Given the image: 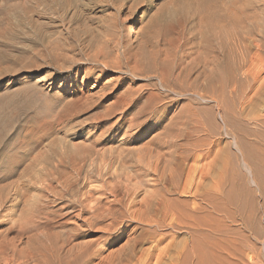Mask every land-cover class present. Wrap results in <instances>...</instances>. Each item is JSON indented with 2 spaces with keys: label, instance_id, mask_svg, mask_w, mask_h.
Returning a JSON list of instances; mask_svg holds the SVG:
<instances>
[{
  "label": "rangeland",
  "instance_id": "1",
  "mask_svg": "<svg viewBox=\"0 0 264 264\" xmlns=\"http://www.w3.org/2000/svg\"><path fill=\"white\" fill-rule=\"evenodd\" d=\"M70 1L73 3L75 1V4L79 5L77 10L80 12L81 23L73 26L77 28L75 32H68L71 26L59 23L54 29L46 26L41 39L38 30L31 26L13 29L7 23L6 17L11 14L10 9L23 4V0H0V162L2 161L0 176L3 174L5 177L12 170L17 173L11 177L12 179H8V182L6 180L5 183H0L1 190L4 185L0 194L5 197V191H8L10 195L9 197L6 194L9 197L5 204L7 225L22 220L25 211L32 206L46 204L56 208L65 205L75 206L73 208L75 213L70 214L68 219L82 225L81 222L93 219L95 206L97 204L99 206L100 203L105 205V212L108 210L106 214L108 217L104 219L106 221L104 223L108 224L114 221L109 215V209L121 201L124 217L121 215V220L118 219L120 221L117 225L120 226L115 231L108 232V236L106 233L109 240L101 245L102 258L116 254L121 248L122 250L129 248L137 239L139 244L137 242L135 251L136 262L139 261L137 262L139 264H143L142 258L148 251L154 254L151 264H157L160 255L167 259L164 261H169L168 263L165 261L164 264H200L204 231L203 209L216 207L220 215H217L219 218L217 221L221 222L220 228L223 230V234L217 236L220 238H217V241L219 240L221 244L219 249L221 250V247L225 249L222 252L215 250L214 256L219 261L216 263L264 264V189L254 183L258 179L264 184V157L257 154L256 165H253L249 156L250 145L256 140L252 131L255 130L253 128L257 123L259 130H262L259 146L264 148V96L252 106L249 102L251 93L248 85L243 89H235L237 87L234 80H230L228 86L223 85L222 80H217L212 86L205 87V81L202 83L203 78L198 77L201 81L196 79V75L199 76L203 67L202 65L197 67L195 62L204 63L206 58L207 61L217 56L209 50L211 43L219 50L218 57L222 58L223 64L228 50L226 47H230L227 43L229 40L224 35H219L220 38L210 36L213 34L212 31H209L207 24L206 28L204 27L206 22L204 18L201 19L205 17L200 10L201 0H145L136 6L133 15L127 12L128 10L116 14L113 4L121 0H115L113 3L111 1L112 4L110 0ZM224 1L229 0L222 2ZM232 1L228 4L235 8L236 15L241 13L239 2L242 3L244 10L246 9V14L255 15L256 12L260 16L264 14L262 10L264 0H238L237 4H234L238 9L233 6L235 0ZM247 1H251V5ZM259 5L261 8L258 10ZM251 6V10L255 7L252 11L249 10V13L246 7L249 9ZM223 11L225 12V9L220 10V14H224ZM41 12L38 10L37 13L36 10L33 15L37 18ZM48 15L53 17L50 12L46 16ZM15 19L19 20L16 17ZM67 19L69 21L70 18ZM45 21L47 20H40L43 23ZM221 22L216 23L219 26H215V32L221 28L224 30L225 23ZM110 24L116 30L121 44L132 45L134 52H138L143 44L142 33L152 38L150 40L153 43L152 49L143 45L144 48L140 52L142 54L146 49L145 51L151 53L148 56L143 52L148 56L144 58L153 63L155 71L147 77L133 78L130 73L112 72L101 65L103 72H91L96 65L95 63L88 66L80 65L82 56L79 52L80 47H77L79 45L74 52L62 51V54L51 48L55 43L62 42L64 45L74 43V35L76 33L80 35L79 31L85 26L96 29L100 25ZM54 31L59 33L54 34ZM204 31L210 33L209 37L205 35V38L207 36L205 40ZM223 37L228 41L222 42ZM237 37L239 35L235 36L236 41L233 40V46L230 47L235 52V67H238L234 78L243 80L242 73L248 68V63L247 65L244 63L246 67H242L241 58L244 57L248 62L256 49L248 51L246 47L248 40ZM218 41L225 45L222 43L218 45L220 43ZM152 50L153 54L159 55L152 57ZM202 51L208 53L210 58ZM76 60L78 62H75ZM239 67H242V70ZM162 68L169 70L171 77L167 74L169 71L166 72ZM164 71L170 78L163 77ZM162 77L170 82L165 83L169 88L167 85L162 86L164 84ZM119 97L126 99L125 103L130 101L129 105L123 106L124 108L117 105L115 102ZM240 101L245 103L242 104ZM139 112L141 114L136 125L133 124L132 128H129ZM52 125H55V130L50 129ZM20 158L22 161L25 160V164L14 167L21 161ZM35 159L48 169L45 167L41 171V167L37 168ZM35 161L36 163H33ZM73 163L84 167L81 166L82 170L76 171L75 169L78 170L79 167ZM213 163L214 166L210 170L212 178L210 185L214 188L212 192L214 198L212 197V200L210 197L207 201L208 197L203 195L201 189V174L205 167H210ZM253 166L257 167L259 172L252 168ZM216 184L219 185L218 188ZM7 185L8 190L5 188ZM229 197L234 200L235 205H231ZM162 198L166 199L167 205H158L162 203ZM151 202H156L154 205L158 208L155 216L147 210ZM204 202L211 205H204ZM252 203L255 205H250ZM83 204L90 205L89 213L80 212V206ZM12 205H15L14 213L9 211ZM254 208L257 209L255 216L252 211ZM224 218L227 219V223L220 220ZM240 219L246 220V223ZM99 226L96 225V229L85 233V238L75 242L100 239L102 234L97 230ZM7 227L0 228V239ZM214 256L212 258L215 261ZM213 260L211 263L215 264Z\"/></svg>",
  "mask_w": 264,
  "mask_h": 264
},
{
  "label": "bare ground",
  "instance_id": "2",
  "mask_svg": "<svg viewBox=\"0 0 264 264\" xmlns=\"http://www.w3.org/2000/svg\"><path fill=\"white\" fill-rule=\"evenodd\" d=\"M9 1V0H8ZM70 0H23V4H18V6H15L13 8L10 9V15L8 17H6L7 23L10 25V27H20V26H31L33 28H35L36 30H38V35L39 38H43L42 33L44 28H56L57 24H63L65 26L69 25L70 27V33H72L73 31L75 32V30L77 29L76 27H73L74 25H76L78 22H80V12L77 10L79 7V5L77 6L73 2H69ZM115 2V0H110L109 2L111 3ZM120 1V0H119ZM145 0H121L118 3H114L113 5H115L114 7V11L116 12V14H121L124 11L128 10L127 12H129L131 15H133L135 8H137L136 6L141 2L144 3ZM200 1V0H199ZM198 1V4H200V2ZM223 0H201V5H200V10L202 11V16L205 14V17H201L204 18L205 20V25H208V29L211 33L208 31H204V40L207 38V36L209 37L214 35L219 37V35H224V37H226L229 42L228 45L231 47L232 45V41L235 39V36L239 35V37H241L240 39H244V40H248V45L246 42V47L248 49V51H252L253 48H255V52L252 54V56L248 59V62H246L247 60L242 57L241 55V62L240 64L242 65V67L248 63V68L243 71V80H237L234 78L238 67H235V52L233 51L232 48H228L227 43H226V53H225V61L224 64L222 63V58L219 59L218 57V53L219 50L214 48L210 43V48L209 50L213 53L216 54L217 56H211L212 59H209L203 63H196L195 65L198 67L199 65H202V71L201 73L198 75H196V79H198V77L203 78V81H205V87L208 86H212L213 84H215L217 82V80H222L221 82L223 83V85L226 86V84L230 81V80H234V85L235 89H243L246 85L249 86L250 89V104L252 106H254L255 104H257V102H259V99H261L264 96V14L262 16L261 12H259V8L258 10H254V11H258L260 15L256 14L252 15L251 14H246V9L244 10V7L242 6V3L239 2L241 4V6H239V4L237 6H239V10L241 11L240 15L237 14L236 15V10L235 8L232 7V5H229L231 2L230 0L228 2L224 1V3L222 2ZM234 1V0H233ZM232 1V2H233ZM261 1V0H260ZM106 3V1H104ZM108 2V0H107ZM226 2V3H225ZM236 2H238V0L233 3V6L236 7L237 4ZM248 2V1H247ZM251 1H249V5ZM3 3V2H2ZM77 3V2H76ZM111 3V4H112ZM220 3V4H219ZM229 3V4H228ZM244 3V2H243ZM6 4V3H5ZM108 4V3H107ZM224 6H223V5ZM247 4V3H246ZM253 4V3H252ZM4 5V4H3ZM106 5V4H105ZM245 5V3H244ZM255 5V4H254ZM140 6V5H139ZM247 6V5H246ZM253 6V5H252ZM252 6L248 9L247 11L249 12L252 11L254 9L251 10ZM109 7V6H108ZM199 7V5H198ZM243 8V10H241ZM83 9V8H82ZM224 10L225 12L224 14H220V10ZM236 9H238V7H236ZM256 9V8H255ZM37 10L42 11L41 13L44 14H38L35 18V16L33 15ZM264 11V8L262 9ZM235 11V14H234ZM238 11V10H237ZM239 11V12H240ZM243 11V12H242ZM262 11V12H263ZM8 12V11H7ZM50 12V14L53 15L50 16L52 18L48 16H46V13ZM82 12V11H81ZM200 12V11H199ZM238 12V13H239ZM90 13V12H89ZM201 13V12H200ZM250 13V12H249ZM264 13V12H263ZM46 14V15H45ZM129 14V15H130ZM32 15L34 16V19L32 18ZM90 15V14H89ZM82 16V14H81ZM118 16V15H116ZM115 16V17H116ZM187 16V15H186ZM193 16V15H192ZM200 16V15H199ZM19 18V20L17 21L16 19L14 20V18ZM70 18L69 21H67ZM188 18V17H187ZM88 19H90L88 17ZM39 20V21H38ZM40 20H47L44 23L40 22ZM91 20V19H90ZM111 20V19H110ZM185 20V19H184ZM203 20V19H202ZM187 21V20H186ZM191 21V20H190ZM201 21V20H200ZM203 21V22H204ZM222 21L221 23H225V28L223 30V28H218L220 30H218L217 32H215L216 29V25L218 24L217 22ZM89 22V21H88ZM194 22V21H193ZM197 22V21H196ZM202 22V21H201ZM81 23V22H80ZM217 23V24H216ZM220 23V24H221ZM223 23V24H224ZM182 24V23H181ZM185 22L183 23L184 26ZM190 24V23H189ZM203 24V23H201ZM117 25V24H115ZM152 25V24H151ZM206 25V26H207ZM47 26V27H46ZM62 26V25H61ZM81 26V25H80ZM79 26V27H80ZM113 25L110 24V26H105V25H100V27L94 29V28H89L88 26H85L84 28H81V32L80 35L76 33V35H74L75 33H73L74 35V43H69L64 45L62 42V44L60 43H55L51 46V48L55 51H58V53L62 54V51L66 52H74L76 50L77 47H80V56L81 57V62L80 65L81 66H88L91 63H95V68L91 71H100L103 72L104 70L101 69V65L104 67V69L110 70L112 72H127L130 73L131 76L133 78H141L142 76H149V74L152 73L153 70V63H150L147 59H145L149 53L147 51H145L146 49H144L143 52H145L147 55H144V53L142 52L141 54V49L144 48L143 45L145 46V48L147 46H149L151 49L153 47V43L150 41L152 40V38L147 37L144 33H142L141 35L143 36V44L140 46V49L138 50V52H134L133 51V47L130 44H121V42L119 41L120 38H118L116 30H114V28L112 27ZM118 26V25H117ZM200 26V25H199ZM219 26V25H217ZM60 27V26H59ZM73 27V28H72ZM215 27V28H214ZM13 28V29H15ZM69 28V27H68ZM152 28V27H151ZM184 28V27H183ZM192 28V27H191ZM206 28V27H205ZM182 29V28H181ZM118 30V29H117ZM148 31V30H147ZM154 31V30H153ZM198 31V30H197ZM58 31H54V34L57 33ZM64 32V31H63ZM67 32V31H66ZM65 32V33H66ZM67 32V33H68ZM183 32V31H182ZM208 32V33H206ZM219 32V33H218ZM59 33V32H58ZM57 33V34H58ZM69 33V35H70ZM17 34V33H16ZM49 34V33H48ZM64 34V33H62ZM201 34V31H200ZM207 34L206 38L205 35ZM244 34V36H243ZM47 35V34H46ZM52 35V34H51ZM119 35V34H118ZM161 35V34H159ZM64 36V35H63ZM123 36V35H122ZM139 36V37H142ZM202 36V35H201ZM36 37V34H35ZM121 37V36H120ZM223 37V38H224ZM237 37V39L239 38ZM3 38V37H2ZM38 38V39H39ZM50 38V37H48ZM53 38V37H52ZM67 38V37H66ZM136 38V37H135ZM178 38V37H177ZM177 38L175 40H177ZM215 38V37H214ZM220 38V37H219ZM221 39L223 40L222 42L228 41L227 39ZM55 39V38H54ZM68 39V38H67ZM122 39V38H121ZM140 39V38H139ZM138 39V40H139ZM165 39V38H164ZM171 39V38H170ZM182 39V38H181ZM191 39V38H190ZM195 39V38H194ZM62 40V39H61ZM60 40V41H61ZM128 40V39H127ZM161 40V39H160ZM173 40V39H172ZM174 40V41H175ZM202 40V39H201ZM202 40V41H204ZM220 40V39H219ZM242 40V42L244 41ZM51 41V40H50ZM55 41V40H54ZM68 41V40H67ZM156 41V40H155ZM185 41V40H184ZM236 41V40H234ZM30 42V41H29ZM72 42V41H71ZM158 42V41H156ZM165 42V41H164ZM207 42V41H206ZM213 42V41H212ZM220 43H218V45H221V41H218ZM240 42V41H239ZM51 43V42H50ZM201 43V42H200ZM199 43V44H200ZM235 43V42H234ZM76 44V45H75ZM160 44V43H158ZM180 44V42H179ZM217 44V42H216ZM224 44V43H222ZM51 45V44H50ZM49 45V46H50ZM79 45V46H77ZM177 45V44H176ZM175 45V46H176ZM193 45V44H192ZM203 45V44H201ZM200 45V46H201ZM207 45V44H206ZM225 45V44H224ZM77 46V47H76ZM160 46V45H159ZM167 45H165L166 47ZM172 46V45H171ZM215 46V44H214ZM233 46V45H232ZM148 47V49H149ZM155 47V46H154ZM178 47V46H177ZM186 47V46H185ZM205 47V45H204ZM220 47V46H219ZM223 49L224 46L222 45ZM44 48V47H43ZM123 49L122 51L120 50ZM164 48V47H163ZM168 48V47H167ZM174 48V46H173ZM176 48V47H175ZM188 48V47H187ZM190 48V47H189ZM234 48V47H233ZM150 49V51H151ZM178 49V48H177ZM180 49V48H179ZM184 49V48H183ZM204 49V48H203ZM202 49V50H203ZM207 49H208V45H207ZM50 50V48H49ZM143 50V49H142ZM173 50V49H172ZM172 50L170 52H172ZM175 50V49H174ZM197 50V49H196ZM195 50V51H196ZM225 50V49H224ZM242 50V49H241ZM245 50V49H244ZM48 51V50H47ZM156 50H154L155 52ZM159 51V49H158ZM183 51V50H182ZM49 52V51H48ZM54 52V51H53ZM188 52V51H187ZM203 52V51H202ZM208 52V51H207ZM237 52V50H236ZM247 52V51H246ZM39 53V52H38ZM57 53V52H56ZM157 53V51L155 52ZM168 53V52H167ZM176 53V52H174ZM195 53V52H194ZM206 53V52H203ZM248 53V52H247ZM53 54V53H52ZM74 54V53H73ZM77 54V53H76ZM151 54V53H150ZM186 54V53H185ZM208 55V53H206ZM205 54V55H206ZM224 54V51H223ZM48 55V54H47ZM55 55V53H54ZM153 55V56H152ZM152 57H155L159 54H153V50H152ZM163 55V54H162ZM176 55V54H175ZM174 55V56H175ZM188 55V54H187ZM186 55V56H187ZM206 55V56H207ZM243 55V54H242ZM245 55V54H244ZM56 56H58L56 54ZM69 56V55H68ZM150 56V55H148ZM147 56V57H148ZM168 56V54H167ZM181 55H179L180 57ZM185 56V55H184ZM197 56V55H196ZM195 56V57H196ZM145 57V58H144ZM176 57V56H175ZM194 57V58H195ZM205 57V56H204ZM208 57L210 58V56L208 55ZM60 58V57H59ZM59 58H55V59H59ZM68 58V57H66ZM198 58V56L196 57ZM65 59V57H64ZM155 58H150V60H153ZM201 59V58H200ZM71 60V59H70ZM75 60V58H74ZM78 60V59H77ZM75 62H78V61ZM178 60V59H177ZM180 60V59H179ZM192 60V59H191ZM246 60V61H245ZM59 61V60H56ZM67 61V60H65ZM156 61V60H155ZM60 62V61H59ZM72 62V61H71ZM57 63V62H56ZM158 63V62H157ZM235 63V64H234ZM245 63V64H244ZM59 64V63H58ZM61 64V63H60ZM53 65V64H51ZM72 65V64H71ZM172 65V64H171ZM174 65V64H173ZM177 65V64H176ZM247 65V64H246ZM58 66V65H57ZM65 66V65H64ZM155 66V65H154ZM158 66V65H157ZM169 67V66H168ZM242 67H239L240 70H242ZM246 67V66H244ZM70 68V67H69ZM157 68V67H155ZM172 68V67H171ZM174 68V67H173ZM172 68V69H173ZM184 68V67H183ZM185 68H187L185 66ZM200 68V67H199ZM62 69V68H61ZM161 69V67H160ZM163 70H166L165 68H162ZM197 69V68H196ZM244 69V68H243ZM171 70V69H170ZM68 71V70H67ZM89 71V74L91 73ZM158 71H160L158 69ZM169 70H166V72ZM187 71V70H186ZM194 71V69H193ZM166 72L164 71L163 77H169L170 76V71L169 73L167 72V74H169V76H167ZM175 72V71H174ZM200 72V71H199ZM156 73V72H155ZM160 73V72H159ZM182 73V71H181ZM158 76V73H156ZM192 74V71L191 73ZM161 75V74H160ZM159 75V78H160ZM189 75V74H188ZM99 76V75H98ZM97 76V77H98ZM153 76V75H152ZM178 76V74H177ZM184 76V75H183ZM143 77V78H144ZM162 77V78H163ZM171 77V76H170ZM169 77V78H170ZM129 78V77H128ZM181 78V76H180ZM185 78V77H184ZM161 79V78H160ZM167 78H163L162 82L164 84H162V86L167 85L165 84L167 82L166 80ZM183 80V78H182ZM200 80V79H198ZM171 81V80H169ZM187 81V80H186ZM201 81V80H200ZM196 82V80H195ZM220 82V81H218ZM161 83V82H160ZM168 83V82H167ZM170 83V82H169ZM168 83V84H169ZM187 83V82H186ZM190 83V82H189ZM194 83V82H193ZM199 83V82H198ZM191 84V83H190ZM201 84V83H200ZM171 85V84H170ZM173 85V84H172ZM192 85V84H191ZM195 85V84H194ZM204 86V84H202ZM168 86V85H167ZM193 86V85H192ZM217 86V84H216ZM228 86V84H227ZM247 86V88H248ZM173 87V86H172ZM197 87V86H196ZM201 87V86H200ZM167 88V87H165ZM169 88V86H168ZM203 88V87H202ZM213 89V87H211ZM151 89V88H150ZM172 89V88H171ZM205 89V88H204ZM208 89V88H207ZM234 89V88H233ZM234 89V90H235ZM193 90V89H192ZM214 91V90H213ZM248 92V91H247ZM136 93V92H135ZM160 93V92H159ZM237 93V90H236ZM243 93V92H242ZM132 94V93H131ZM249 94V93H247ZM153 95V94H152ZM231 95V94H230ZM245 95V94H244ZM210 96V95H209ZM214 96V95H213ZM238 96V95H237ZM145 97V96H144ZM149 97V95H148ZM151 97V96H150ZM244 98V97H243ZM245 99V98H244ZM248 99V97H247ZM128 100V99H127ZM131 100V99H129ZM214 100V99H213ZM249 100V99H248ZM247 100V101H248ZM148 101V100H146ZM150 101V100H149ZM239 101V100H237ZM246 101V102H247ZM127 102L126 99L119 97L118 100L115 102L117 105H121L122 107L125 105H129V103H125ZM132 102V100H131ZM241 102V101H240ZM242 103V102H241ZM245 103V102H243ZM242 103V104H243ZM132 104V103H131ZM154 104V103H153ZM247 105V103H246ZM156 106V105H153ZM239 106H241V104H239ZM245 106V105H243ZM243 106L241 107L243 109ZM127 107V106H125ZM129 107V106H128ZM147 107V106H146ZM248 107V105H247ZM124 108V107H123ZM149 108H151V106L149 105ZM155 108V107H154ZM234 108V107H233ZM246 109V108H245ZM244 109V110H245ZM236 110V109H235ZM141 111V110H140ZM145 111V110H144ZM151 111V110H150ZM251 111V110H250ZM239 112V111H238ZM243 112V111H241ZM244 113V112H243ZM141 112L137 113L135 118L132 120V125L135 124L136 125V121L138 120L139 116H140ZM145 114V113H144ZM242 114V113H241ZM240 115V114H239ZM246 115V114H245ZM131 117V116H130ZM243 117V116H242ZM141 118V117H140ZM245 118V117H244ZM144 120V119H143ZM255 120V119H254ZM119 123V122H118ZM257 123V122H255ZM55 126V125H54ZM53 125L50 127L51 130H55L56 127H54ZM48 129V128H47ZM46 129V130H47ZM255 130L252 131V135L255 137V141L250 145L251 148V152L249 154L250 158H251V162H253V165H256V161H255V156L257 154L261 155V157H264V148L259 146V137L261 135V131L259 130V126L258 123L255 125V128H253ZM57 130V129H56ZM48 132V131H47ZM50 132V131H49ZM43 133V132H42ZM46 133V132H45ZM52 134V133H51ZM15 135V134H14ZM243 135V134H242ZM28 136V135H27ZM41 136V135H39ZM46 136V134H45ZM44 137V136H43ZM20 138V137H19ZM37 138V137H36ZM247 138V137H246ZM45 139V138H44ZM252 139V138H251ZM8 140V139H7ZM250 140V139H249ZM33 141V140H32ZM28 143V142H27ZM7 144H5L6 146ZM11 145V144H10ZM9 145V148H10ZM38 145V144H37ZM2 147V146H1ZM28 146H26L27 148ZM30 147V146H29ZM33 147V146H32ZM36 147V146H35ZM3 148V147H2ZM7 149V147H4ZM6 149H4L6 151ZM14 149V148H13ZM33 149V148H32ZM31 149V151H32ZM9 150V149H7ZM12 150V149H11ZM15 150V149H14ZM27 150V149H25ZM110 150V149H109ZM10 151V150H9ZM108 151V149H107ZM27 152L29 153V151L27 150ZM1 153V151H0ZM3 154H5L3 152ZM7 154V153H6ZM110 154V153H109ZM26 156V155H25ZM28 156V155H27ZM23 158V157H21ZM20 158V160H21ZM66 158V157H65ZM5 159V158H4ZM9 159V158H8ZM25 159V158H24ZM27 159V157H26ZM17 162V159H15ZM29 160V159H28ZM27 160V161H28ZM37 161L33 162L36 163L35 166L37 168L41 167L40 170L42 171L46 165L44 166V164L42 162H38L37 159H35ZM42 161V159H39ZM63 160V159H62ZM82 160V159H81ZM84 160V159H83ZM82 160V161H83ZM34 161V160H33ZM72 161V160H71ZM74 161V160H73ZM81 161V162H82ZM264 161V159H263ZM2 162V161H1ZM0 162V163H1ZM10 163V161H8ZM7 162V163H8ZM15 162V161H14ZM29 162V161H28ZM27 162V163H28ZM44 162V161H43ZM80 162V163H81ZM5 163V162H4ZM12 163V162H11ZM76 163V162H75ZM84 163V162H83ZM210 163V162H209ZM6 164V163H5ZM16 164V163H15ZM25 164V160L24 161H19V163L17 162V166L13 164L14 167H19V166H23ZM32 164V163H31ZM69 164V163H68ZM78 164V163H77ZM82 164V163H81ZM85 164V163H84ZM11 165V164H10ZM9 165V166H10ZM28 165V164H27ZM34 165V164H32ZM73 165H75L73 163ZM123 165V164H122ZM6 166H8L6 164ZM5 166V167H6ZM12 167V169H14ZM31 166V165H29ZM28 166V167H29ZM34 166V167H35ZM78 166V165H75ZM78 166L79 169H75L76 171H80L82 170V167L84 166ZM214 166V163L210 165V167H205L204 170L202 171V184H201V189L203 190V195L206 197H208L209 201L210 197L212 199L213 195V187H211V182H212V178H211V173L210 170L212 169V167ZM26 167V165H25ZM100 167V166H98ZM1 168V165H0ZM4 168V165H3ZM27 168V167H26ZM47 168V167H46ZM77 168V167H76ZM254 168V166L252 167ZM11 169V168H10ZM48 169V168H47ZM257 172L258 168L255 167L254 168ZM2 170V169H1ZM6 170L7 167H6ZM5 170V171H6ZM27 170V169H26ZM9 171V170H8ZM17 171V170H16ZM19 171V169H18ZM48 171V170H47ZM1 172V171H0ZM50 172V171H49ZM3 173V172H2ZM44 173V172H43ZM41 174V173H40ZM80 174V173H79ZM3 175V174H2ZM0 177H3V176ZM5 175V174H4ZM17 175V173L15 172V170L13 171H9V173L7 175H5V177L0 178V183L4 182L8 179L10 180L11 177ZM36 175V174H35ZM53 175V174H52ZM54 176V175H53ZM38 177V176H37ZM12 179V178H11ZM45 181V179H44ZM26 182V181H25ZM5 183V182H4ZM45 183V182H44ZM255 185L257 187H262L264 189V184L262 183V181L258 180L254 181ZM3 184V183H2ZM19 184V183H18ZM42 184V182H41ZM46 184V183H45ZM11 185V184H10ZM32 185V184H31ZM70 185H75V184H70ZM217 188H218V184ZM216 185H214L216 187ZM1 186V185H0ZM12 186V185H11ZM19 186V185H16ZM26 186V185H25ZM37 186V185H36ZM41 186V185H40ZM116 186H118L116 184ZM8 185L5 187L7 188ZM13 187V186H12ZM11 187V188H12ZM103 187V186H102ZM2 188L4 189V185H2ZM3 189L0 190L3 191ZM9 188H7L6 190H8ZM17 189V187H16ZM29 189V186H28ZM69 189V188H68ZM118 190V187L116 188ZM217 190V189H216ZM0 191V192H1ZM5 191V190H4ZM11 190H9L10 192ZM14 191V190H13ZM215 191V190H214ZM5 197L4 195L0 194V228H4L5 226L7 227V223L5 221V207L7 205H5L10 197V195H8V191H5ZM113 192V191H112ZM3 193V192H2ZM20 193V192H19ZM54 193V192H53ZM9 196L7 197L6 196ZM11 194V193H10ZM17 194V193H16ZM58 193H56L57 196ZM64 194V193H63ZM66 194V193H65ZM117 194V193H116ZM59 195V194H58ZM61 195V194H60ZM114 195V194H113ZM16 196V195H15ZM55 196V197H56ZM90 196V195H89ZM88 196V197H89ZM12 197V196H11ZM59 197V196H57ZM56 197V198H57ZM160 197V196H159ZM15 198V197H13ZM61 198V196H60ZM102 198V196H101ZM214 198V197H213ZM160 199V198H158ZM85 200V199H84ZM88 200V199H87ZM97 200V199H96ZM154 200V199H153ZM161 200V199H160ZM206 200V199H205ZM213 200V199H212ZM166 199L162 198V203L158 204V205H167V203L165 202ZM229 201L231 203V205H235L234 200L229 197ZM99 202V200H98ZM203 202V201H202ZM114 202H112L113 204ZM156 203V202H154ZM153 202H151L148 206H147V210L150 214H152L153 216L157 215V210L158 208H156V205H154ZM205 203V202H204ZM82 204V203H81ZM101 204V203H100ZM95 206L96 210H95V214L92 217L93 219L90 221H85V222H81L83 223L82 225L80 224H75L73 222H70L68 217L70 216V214H74L75 212L73 211V208L70 205H65V206H61L59 208H56L53 205H37V206H32V208L26 210L22 220L19 219V221H13V223L11 225H9L6 230L3 232L4 235L2 236V238L0 239V264H139L136 262V251H135V247L138 241H133L130 244V247L122 250L119 249V252H117L116 254L114 253L113 255H111L109 257L106 256V258H102V252L103 249L101 247V245H103L105 242H107L109 239L106 238L108 236V232H112L113 230L115 231V229H117V227L119 226L117 225V222L120 221L121 219V215L123 216L124 212H122L121 209V205L122 202L119 201L117 206H114L113 208L109 209V215L112 217V220L114 219V221L112 222H107L108 224L104 223L106 221H104V219H107V212H105L104 207L105 205H100ZM115 205V204H114ZM196 205V204H194ZM204 205H211V203L207 202ZM250 205H255V204H250ZM90 205L86 206V205H81V209L80 212L82 213H89L90 212ZM108 206V205H107ZM112 207V206H111ZM124 207V206H123ZM130 207V206H129ZM56 208V209H55ZM107 208V207H106ZM126 209V207H124ZM209 208V207H208ZM108 209V208H107ZM162 210V209H161ZM10 212L15 211V205L11 206ZM129 211V210H128ZM253 211V216H255V214L257 213V209L254 208ZM77 212V211H76ZM127 212V211H126ZM237 212V211H236ZM14 213V212H13ZM79 213V212H78ZM148 213V214H149ZM203 213H204V220H203V227H204V231H203V240L201 243V254L202 256L200 264H210L211 261L213 260V256H214V252H216L215 250H220V241H217V236H220L223 234V230H221L220 228V224L221 222L218 223L217 220H219L218 216V209L216 207L211 208L209 210H207V208L203 209ZM80 214V213H79ZM149 214V215H150ZM89 215V214H88ZM91 215V214H90ZM151 215V217H152ZM75 216V215H74ZM81 216V215H80ZM87 216V214H86ZM107 216V217H106ZM220 216V215H219ZM239 216V215H238ZM79 217V216H78ZM106 217V218H105ZM124 217V216H123ZM131 217V216H130ZM237 217V216H236ZM21 218V217H20ZM70 218V217H69ZM90 218V217H88ZM240 218V217H239ZM120 219V220H118ZM81 220V219H80ZM87 220V219H86ZM220 220H224L227 223V219H220ZM241 221H245L244 223H246V220L244 219H240ZM108 221V220H107ZM111 221V220H110ZM153 221V220H152ZM238 221V220H237ZM122 222V221H121ZM231 222V221H230ZM233 223V222H232ZM100 225L99 228H97V230L99 231V233L102 234V236L100 237V239H97L95 241H84V242H78L76 243L78 239L81 238H85L86 234L85 233H90V231H93L95 228V226ZM152 225V224H151ZM246 225V224H244ZM150 226V224H149ZM203 230V228H202ZM96 231V230H95ZM2 232V231H1ZM107 233V236H106ZM13 235L12 238H10ZM100 235V234H99ZM98 238V237H96ZM146 239V238H145ZM220 239V238H219ZM113 240V239H112ZM150 240V239H149ZM222 240V239H221ZM76 241V242H75ZM145 243V242H144ZM139 244V242H138ZM128 245V244H127ZM126 245V246H127ZM223 246H225V244H223ZM229 246V245H227ZM226 248V247H224ZM128 249V250H127ZM148 250V249H147ZM225 250V249H224ZM221 247V250L219 252L224 251ZM154 251V250H153ZM147 252V251H146ZM139 253V252H138ZM155 253V252H154ZM163 253V252H162ZM144 254V253H143ZM157 255V253H156ZM160 255V254H159ZM163 256V255H162ZM160 255V257L158 258L157 264H164V262L167 260L166 258L162 257ZM180 257V255H179ZM215 257V256H214ZM141 258V257H140ZM154 258V254L152 252H147L144 256H143V264H151L152 260ZM198 258V256H197ZM216 258V257H215ZM164 259H166L164 261ZM170 259V258H169ZM168 259V260H169ZM183 260L186 261L185 258H182ZM141 261V260H140ZM182 261V260H181ZM214 261V260H213ZM216 261H218V259H215V264ZM222 260H220L221 262ZM167 262V261H166ZM169 262V261H168ZM167 262V263H168ZM219 262V261H218ZM184 263V261H183ZM224 263V262H223ZM212 264V263H211Z\"/></svg>",
  "mask_w": 264,
  "mask_h": 264
}]
</instances>
